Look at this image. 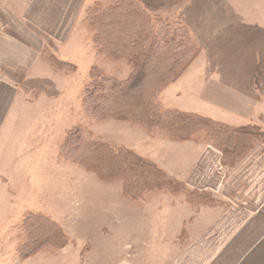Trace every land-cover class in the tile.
Masks as SVG:
<instances>
[{
    "label": "crops",
    "instance_id": "obj_1",
    "mask_svg": "<svg viewBox=\"0 0 264 264\" xmlns=\"http://www.w3.org/2000/svg\"><path fill=\"white\" fill-rule=\"evenodd\" d=\"M106 1L114 0H0V264L19 259L20 226L30 212L25 209L22 179L69 164L56 155L57 138L77 126L72 125L74 97L82 92L81 85L76 87L80 66L91 68L98 62L87 10ZM140 1L158 10L174 0ZM198 2L207 7L200 10L207 14L203 43L198 45L202 52L161 93L162 104L232 128L253 125L264 132V24L254 19L252 25L245 19L255 18L258 11L235 10L234 0ZM206 48L216 56H228L234 50L241 58L236 71L228 58L220 68L209 70ZM45 50L76 70L57 71L43 59ZM92 125H99L96 138L135 152L189 190L214 200L193 205L186 195L169 193L182 200L159 206L151 203L152 193L138 203L121 195V183L113 184L117 205L144 216L140 221L147 222L141 231L145 232L137 235L136 224L129 235H137L147 248L133 255L115 248L112 256H129L126 264H264V144L236 168L228 169L221 164L220 152L206 142H181L114 120ZM159 210L162 219H157ZM156 242H162L160 247Z\"/></svg>",
    "mask_w": 264,
    "mask_h": 264
},
{
    "label": "trees",
    "instance_id": "obj_2",
    "mask_svg": "<svg viewBox=\"0 0 264 264\" xmlns=\"http://www.w3.org/2000/svg\"><path fill=\"white\" fill-rule=\"evenodd\" d=\"M176 7L177 2L157 12L168 14ZM86 20L93 45L104 59L133 66L123 80L95 68L91 70V81L81 99L83 114L91 124L114 120L149 131L159 129L181 142H206L220 152L221 164L228 169L236 168L258 145L264 144V132L258 126L232 128L194 113L166 109L157 100L201 54L185 26L175 27L159 15L151 16L139 0L95 3L87 10ZM42 56L57 71L76 70L47 50ZM59 157L94 173L102 182H120L123 197L133 202L143 203L156 192L184 194L193 205L214 201L208 194L189 190L152 161L94 137L84 125L66 132ZM21 228L17 253L24 260L43 249H60L69 242L64 229L42 213L27 212Z\"/></svg>",
    "mask_w": 264,
    "mask_h": 264
},
{
    "label": "rangeland",
    "instance_id": "obj_3",
    "mask_svg": "<svg viewBox=\"0 0 264 264\" xmlns=\"http://www.w3.org/2000/svg\"><path fill=\"white\" fill-rule=\"evenodd\" d=\"M197 1L198 0H174L166 3L169 5L177 2L176 9H172L168 14H160L157 10H150L141 1L140 4L151 16L159 15L163 20L173 24L175 27H178V25L185 26L192 42L198 46L200 43H203L201 41L203 39V22L207 21L206 12L200 10L207 7L201 6V2L197 3ZM223 1L225 4V0ZM110 2L112 1H106L105 4H110ZM158 4L160 3L157 2L153 5L157 6ZM238 8H248L251 11H258L254 13L255 18L251 16L245 19L251 20L252 25L254 19H259L261 20V24H264V0H234L233 9L236 10ZM254 25H257V23ZM92 35L91 31V36ZM94 49L98 54V62H95L96 64L91 68L87 66L83 69V67L80 66V71L77 73L78 79L76 80V87L81 85L80 89H82V92L79 90L78 94L74 97L75 116L72 126L79 124L87 126L94 137H99V125H97L98 128L94 127L95 125L92 124L86 125V118L81 107L84 88L91 81V70L95 68L103 71L106 75L119 79V76L123 77L127 75V73L130 74L133 66L125 61H123L125 64L121 63L120 66L115 65L104 59L95 47ZM230 52L231 55L228 54V56H216L212 54V49L206 48L204 58L208 63L207 67L210 66L209 70L211 67L220 68L223 61L228 58V65L236 71L241 58L234 50ZM215 58L216 60H214ZM192 65L193 64H191L190 67ZM190 72L193 73L194 69ZM160 95L157 97V100L164 106L161 102ZM79 96H81L80 100ZM79 114H81L80 118ZM152 131L166 135L164 131L159 129ZM64 137L65 134L63 132L58 134V144L57 148H55L56 155L59 153V146ZM60 160L59 162L62 161ZM61 164L63 163L61 162ZM69 168H72L71 170L73 171ZM119 183L120 182L116 181L105 184V182L100 181L94 173L88 172L75 164L71 165L70 163L67 165L63 164L57 170L49 167L36 174H27L22 179V186L26 193L25 209L30 212L42 213L51 217V220L58 223L64 229L69 238V242L65 247L60 249H43L40 253L29 259L24 260L18 255L19 261L15 259L14 264L128 263L129 256L125 258H116L112 256L114 249H122L126 251L127 255H133L137 250H144L147 248L146 242L135 238L137 235L145 232L141 231L146 228L147 222L140 221V219H145L142 214L136 212L129 213L126 208L121 207L122 205H117L119 201L118 196L111 187H113V184H115V186H120ZM11 187H15L13 181L11 182ZM154 196L151 197L153 198L151 203L156 201L159 203V206L164 202L182 200V198H173L171 194L165 192L155 193ZM181 197H183V195H181ZM161 212V210L157 212L159 217L157 219H162ZM136 224L138 226V234L129 235L130 228H134ZM102 226L105 227V229H101ZM21 235L22 228H20L19 231V239ZM156 244L158 245L157 247H160L159 245H161L162 242H156ZM88 251L92 252L88 254Z\"/></svg>",
    "mask_w": 264,
    "mask_h": 264
}]
</instances>
